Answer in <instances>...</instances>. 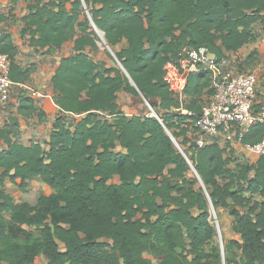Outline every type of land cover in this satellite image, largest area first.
Here are the masks:
<instances>
[{"label": "trees", "instance_id": "obj_1", "mask_svg": "<svg viewBox=\"0 0 264 264\" xmlns=\"http://www.w3.org/2000/svg\"><path fill=\"white\" fill-rule=\"evenodd\" d=\"M22 20L20 33L34 50L53 54L72 42L73 54L58 60L50 78L58 116L48 140L19 142L16 118L0 128V264H37L40 255L45 264H264V200L253 198L264 196V155L230 168L231 146L211 143L191 145L184 157L166 129L184 145L189 124L180 125L190 117L171 111L180 103L164 79V66L177 63L184 46L221 57L255 42L264 0H36ZM95 29L109 46L125 41L115 52L123 68L86 52L97 49ZM0 51L10 58L11 80L26 83L32 69L16 62L7 32ZM209 82L205 70L188 75L186 110L199 111V97L212 93ZM137 90L158 118L120 110L118 93L138 96ZM70 116L79 117L71 126ZM263 136L257 123L242 143ZM191 168L196 176L188 175ZM36 177L51 193L35 204L15 202L3 188L9 181L25 190ZM211 206L230 208L231 229L240 236L222 249L213 243Z\"/></svg>", "mask_w": 264, "mask_h": 264}, {"label": "rangeland", "instance_id": "obj_2", "mask_svg": "<svg viewBox=\"0 0 264 264\" xmlns=\"http://www.w3.org/2000/svg\"><path fill=\"white\" fill-rule=\"evenodd\" d=\"M36 0H0V34L7 32L12 36L13 42L17 47V54L15 60L22 67H28L32 69L29 80L24 83L22 87L15 86L11 89L9 97L6 101H0V128L4 127L5 124L11 122L12 118L19 120V123L23 125V131L19 132V139L22 143L27 144L29 141H40L43 142L45 137L49 133V127L47 125V115H57V111L54 107H47L43 104V100L50 102L52 91L50 88V75L52 74L57 58L71 54L72 48L70 42H66L57 53L47 54L44 50H34L28 45V37L22 36L20 31L23 26L22 17L28 13V5L35 3ZM48 0H44L46 2ZM87 11H83L87 17ZM90 17V16H89ZM253 30L257 34V40L252 43L244 45L237 52H229L228 57V68L227 70L232 73H247L251 71L257 72V88H256V102L262 101L261 94L264 90V24L257 22L253 25ZM98 35H94L96 40L97 49L93 50L90 47L86 48V52L89 56L98 63H103L105 66L121 68L116 60L115 52L118 51L123 44L116 46L105 45V41L102 33L97 30ZM209 94L205 91L199 97V106L203 105L208 99ZM190 98L185 96L182 100V108L175 112L180 113L185 110V105L189 102ZM152 101V99H151ZM155 102L156 99H153ZM25 102V104H32L33 111L25 113L27 108L20 109L19 105ZM117 102L120 110L127 116L140 114V115H154L153 112L158 114L155 108L150 104L148 99H144L141 95L133 96L126 92L120 91L118 93ZM157 102V101H156ZM54 110V111H53ZM162 113V111H160ZM77 116L67 117L66 122L71 126ZM109 118V116H106ZM189 124V125H188ZM188 125V133L192 131V126L188 120L184 121L180 126ZM179 130V129H177ZM187 133V136H188ZM17 138V139H18ZM175 147L179 152L188 156L191 154L189 149L186 153L184 150L189 148L191 144L188 142L184 145L180 143L183 137L175 139ZM233 146V145H232ZM234 161L229 164L230 168L234 167V162H242L247 164H254L255 158L258 157L254 153H250L249 150L240 147H232ZM4 147L3 141L0 139V148ZM193 147V146H192ZM253 157V158H251ZM189 176H196L193 168L188 172ZM253 175V172H250ZM111 182H118V177L115 176ZM222 183V179L219 178ZM196 187L203 188L204 186L199 181ZM4 190L11 195L15 202H28L35 204L37 197L40 194L48 195L51 193V189L38 177L29 181L28 186L25 190H21L17 184L6 181ZM253 198L256 200H264V196L255 195ZM231 202V201H230ZM240 213L245 212L246 208L235 207ZM230 208H213L211 206V217L210 223L214 227L215 235L213 243L223 248L224 242L228 237H232L233 234L230 231V224L233 220ZM103 241L110 242L109 240L103 239ZM60 250H63V245L59 243ZM144 257L149 258L154 263L158 262L157 258L152 257L148 253H144ZM47 262L44 256H38L36 258L37 264H45ZM218 264H224L221 261Z\"/></svg>", "mask_w": 264, "mask_h": 264}, {"label": "built area", "instance_id": "obj_3", "mask_svg": "<svg viewBox=\"0 0 264 264\" xmlns=\"http://www.w3.org/2000/svg\"><path fill=\"white\" fill-rule=\"evenodd\" d=\"M177 63L164 66L165 77L173 97L182 108L186 96L183 87L190 74L205 70L210 79L212 93L199 111L183 110L190 117L192 131L188 133L189 143L201 148L211 143L220 147L242 144L256 156L264 155V136L253 144L242 143L243 137L257 123L264 124V103L256 102L257 72L232 73L228 68V55L219 57L205 46L189 48L184 46ZM10 58L0 51V101H6L11 89L25 84L10 78ZM258 106L256 107V105ZM257 157V158H258Z\"/></svg>", "mask_w": 264, "mask_h": 264}, {"label": "crops", "instance_id": "obj_4", "mask_svg": "<svg viewBox=\"0 0 264 264\" xmlns=\"http://www.w3.org/2000/svg\"><path fill=\"white\" fill-rule=\"evenodd\" d=\"M120 44H123V46L122 47H125L126 46V43H125V41H123L122 43H120ZM63 46V45H62ZM70 47L72 48V42H70ZM61 49V48H60ZM73 51V50H72ZM58 51H56L55 53H57ZM54 54V53H53ZM71 54H73V52L71 53ZM71 54H69V55H71ZM228 54V53H227ZM65 56H68V55H65ZM65 56H60L59 58H57V60H56V62H55V66H54V70H55V67L57 66V62H58V60L61 58V57H65ZM108 67V66H107ZM110 67V66H109ZM54 70H53V72H54ZM53 72H52V74H53ZM51 74V75H52ZM51 75H50V78H51ZM50 80V79H49ZM50 88H51V91H52V96H53V87H52V85H51V82H50ZM52 96L51 97H49L50 99V102L49 101H47V100H43L42 102H43V104H45V106H47V107H54L55 109H56V111H57V115L55 116L54 114H52V115H47V117H46V120H47V125L48 126H50L49 127V133H48V135L45 137V139L44 140H48V138H49V134H50V132L52 131V129H53V123H54V121H55V119H56V117L58 116V106L54 103V101H53V98H52ZM156 101H158L157 99H156ZM155 101V102H156ZM54 111V110H53ZM18 122H19V120H18ZM23 125L21 124V123H19V132H20V130L21 131H23ZM18 137H19V134H18ZM18 140H19V142H21L20 141V139L18 138ZM30 142V141H29ZM28 142V143H29ZM22 143V142H21ZM27 143V144H28ZM24 144V143H23ZM240 147V148H244V149H246L242 144H234L232 147ZM247 150V149H246ZM251 153V152H250ZM252 154V153H251ZM253 155V154H252ZM254 156V155H253ZM255 157V156H254ZM251 158H253V157H251ZM257 160V157L255 158V160L254 161H256ZM232 222V221H231ZM230 231L232 232V234H233V236L232 237H228V239H236V240H239L240 239V236L237 234V233H235V232H233L232 231V229H231V224H230ZM40 256H43V255H40Z\"/></svg>", "mask_w": 264, "mask_h": 264}, {"label": "water", "instance_id": "obj_5", "mask_svg": "<svg viewBox=\"0 0 264 264\" xmlns=\"http://www.w3.org/2000/svg\"><path fill=\"white\" fill-rule=\"evenodd\" d=\"M95 30H96V29H95ZM96 31H97V30H96ZM105 43H106V41H105ZM106 44H107V43H106ZM115 58H116V57H115ZM116 60H117V62L119 63V65L121 66V68H123L122 65H121V63L118 61L117 58H116ZM127 76H128V75H127ZM128 79H129V81L133 84V82H132V80L130 79L129 76H128ZM137 91H138L139 95H141V96L145 99V97L139 92V90H137ZM153 114H154V115H150V116H154V117L158 118L155 112H153ZM166 133H167L168 137L170 138V140L175 144L174 137L172 136V134L170 133V131H168V130L166 129ZM181 154H182L184 157H186L184 153L181 152Z\"/></svg>", "mask_w": 264, "mask_h": 264}, {"label": "clouds", "instance_id": "obj_6", "mask_svg": "<svg viewBox=\"0 0 264 264\" xmlns=\"http://www.w3.org/2000/svg\"><path fill=\"white\" fill-rule=\"evenodd\" d=\"M96 32H98V31H96ZM97 34H98V33H97ZM105 45H108V44L105 43Z\"/></svg>", "mask_w": 264, "mask_h": 264}, {"label": "bare ground", "instance_id": "obj_7", "mask_svg": "<svg viewBox=\"0 0 264 264\" xmlns=\"http://www.w3.org/2000/svg\"><path fill=\"white\" fill-rule=\"evenodd\" d=\"M104 41V40H103Z\"/></svg>", "mask_w": 264, "mask_h": 264}]
</instances>
